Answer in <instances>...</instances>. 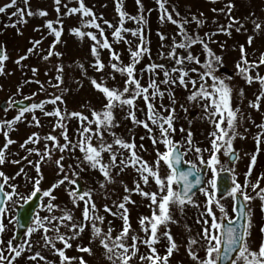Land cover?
<instances>
[{"label":"rangeland","instance_id":"obj_1","mask_svg":"<svg viewBox=\"0 0 264 264\" xmlns=\"http://www.w3.org/2000/svg\"><path fill=\"white\" fill-rule=\"evenodd\" d=\"M10 0H0V6H4L9 3ZM84 5L89 8L95 16L98 18L97 23L104 28V34L108 38L111 44L112 52L119 55L122 65H128L130 63L129 47L135 50L136 46L140 43L138 37H133L129 33H124L125 39L130 42L126 44L123 41L119 43L113 42L112 32L114 28H108L104 23L108 21L114 26L118 25L119 16L116 12V0H83ZM232 4L231 16L232 18L239 20L243 27L237 32L235 25L231 30L230 35H225L219 31L220 25H227L229 20L226 16L227 9L225 5ZM67 4L68 8L79 7L77 0H61L60 18L62 23V35L61 43L57 44L53 51L60 53L57 57L53 55L50 59H43L48 55L50 45L53 44L54 37L49 35L48 29L44 27L46 21H56L57 12L54 0H29L28 7L35 13L39 10L46 11L48 13L45 17H39L33 15L31 17L25 16L26 23H17L19 17L12 16V13L16 10L7 9L5 13H0V46L3 47L7 56L9 57L4 63V74L0 75V105L2 102L6 103L4 109H0V121L13 120L18 115L17 109L12 107V103L20 100H28L30 105L40 104L43 101H47L53 98L54 95L62 96L63 103L57 102L56 105L45 104L43 111L37 109L34 112L25 113L20 122H17L13 128L14 130L9 132V139L15 141L11 144L5 153V163L0 165V172H3L8 177H15V179L9 180L10 184L17 186V192L21 196H29L32 191V183L35 179L39 178L35 168L29 161L36 162L40 160V157L32 154L29 155L27 149L36 148L39 151H44V145L47 143L49 148L52 147V142L40 140L37 144H28L26 148H21V145L32 136V134H38L43 138L49 134L56 136L61 144L64 143L63 137L60 135L62 129L57 128L53 131L54 125L57 122V118L53 116H45L44 112H51L54 108L59 107L62 112H78L89 119L91 117L92 110H100L106 103L103 94L97 92L91 84L92 79H96L98 82L101 77L104 78L106 85L110 88H123V82L126 77L121 76L119 73H112L115 79L109 77L111 73L110 63H116L111 61V53L108 49H99V58L102 63L105 64L104 72H97L92 65L95 63V58L91 54V47L93 42L85 37L83 40L72 35L71 30L80 27V15H65L67 9L64 5ZM143 6V15L146 20V25L143 26L145 44L148 52L143 56L140 62L136 65L137 78L140 80L142 86L147 87L151 74L142 72L141 70L149 64H163L167 68L173 66V61L162 58L163 53H167L169 45L171 44V37L175 35L177 29L174 25L164 22L161 23L159 17L158 6L155 0H141ZM17 7L24 8L23 3H19ZM168 10L173 14L174 19L188 18L191 21L193 16L202 20L204 23L197 27L195 22H190L185 25L189 34L198 33L201 37H205V34L217 33L212 35L210 40L206 39L209 48L215 53L216 56L221 57L223 67L216 73L218 76L232 77L228 83L232 86V107L239 108L240 113L237 122V131L244 138L239 136L233 141V148L239 154V159L234 164H229L228 167L234 168V175L237 182L242 186L245 182V174L249 170L251 161V154L256 153L257 143L253 138L257 133L262 130L257 125L264 124V99L260 101L259 110L249 107L250 101H255L256 96L259 95L260 85L258 83H252L249 85L246 81L237 75L236 64L241 59V46L244 47L246 58L249 63H259L261 54H264V0H216L212 3L211 0H168ZM175 8V12L173 11ZM216 9L217 11H213ZM224 9L223 12L219 11ZM122 10L128 16H139L141 14V8L137 5L136 0H122ZM176 12L179 13V17L176 16ZM5 14L12 21L8 20ZM203 14V15H201ZM87 19H91L90 17ZM257 21L262 25L260 31L254 30L252 21ZM6 22V23H5ZM5 23L6 28H2ZM15 24V27L10 25ZM56 26V25H54ZM128 29H136L138 25L132 21H127L124 25ZM38 29V30H37ZM85 32L91 31L96 33V29H82ZM160 34L168 37V39L161 40ZM99 38V35L97 33ZM249 37L252 38L251 44L248 43ZM179 40V37H177ZM33 41H41L37 49L31 54L28 53L30 48H33ZM180 55H187L183 50H177ZM193 56L198 57L201 62L205 61L206 54L203 51L201 45L197 44L189 50ZM23 56H27V59L21 60L18 65L15 63ZM63 66L64 71L61 74L63 76L64 83L60 88L53 87L57 83L55 80L57 66ZM82 66V67H81ZM187 69L196 68L198 71H203L197 64H186ZM33 69H36L35 75ZM264 75V65L250 72V75L255 76L256 73ZM192 79H197L196 73L190 72ZM159 81L164 79L163 72L157 70V73L152 77ZM210 83V81H209ZM198 86V85H197ZM191 88V85H189ZM161 91H164L165 95L163 99L157 97L152 103L158 110L161 105L165 107H171L175 109L174 128L176 131L171 135V139L182 145L180 151L186 152L184 160L195 163L197 167H201L199 160L197 159V153L194 151H187L188 145L186 138L188 133L192 134V147L200 148L202 151L200 155L207 160L210 156V151H204L211 148L210 133L214 131V126L210 122L209 118L203 111L202 104L200 102H190L187 97L191 94L190 91L180 86L178 83L175 86H168L160 84ZM66 90V91H65ZM168 92L172 93V97L168 95ZM243 92V95L240 93ZM31 98V99H28ZM175 99V104L172 103V99ZM136 104L138 110L136 116L139 119H145V112L147 111L142 98L137 99ZM139 109H144L140 111ZM194 112L195 117L190 118L189 113ZM127 109L123 111L116 109L114 111L115 121L118 123V127L111 129L117 137L131 141L135 138L136 151L143 160L147 161L150 165L154 164L156 159V152L164 151V146L161 144L153 145L152 140L149 139V133L143 127H139L131 122V120L125 119ZM163 115L167 116V112H163ZM33 116L39 121V127L35 126ZM67 126V134L69 139L76 141L78 139L77 130L81 126V122L78 119H68L64 122ZM150 127L152 125L150 124ZM95 128V125H93ZM184 129L183 132L180 129ZM152 136L159 137V129L153 127ZM144 137V139H141ZM104 139L106 142H112V136L104 133ZM5 143L4 136L0 134V147ZM93 143H97L95 138ZM143 145V147H141ZM260 150L256 156V163L252 167V172L247 177L249 183L246 189L249 195L255 196L256 193L252 191V184H255L258 177L264 176V136H261ZM63 155L64 159L61 162L66 170L71 165L77 173H79V180L81 182L82 189H92V199L95 202L98 211V215L103 216L104 224L100 227L107 231L109 227L113 229V236H116L123 227V221L117 216L114 217L104 212L105 205L109 207L113 206V203H119L125 195H130V199L135 203H128L126 207L128 209V218L131 225L130 236L135 235L144 238V233L140 229L139 218L142 216L150 217L151 209L149 208L150 200L145 199L135 191L126 193L124 191L125 186L129 189H134L137 182L140 183L143 191L156 192L157 188L154 181H149L148 185H144L140 180L138 173L133 168H126L123 172L119 169H112V175L114 182L107 184L106 188L101 189L99 182L103 181V177L98 171L88 168L86 165L81 164L80 167L84 168L81 171L77 168V164L80 162L77 158L82 159V154L79 150L65 151L60 153L58 150H54L51 160H45L40 165L41 189L48 190L60 179L63 178V174L58 175V168L55 161ZM222 163H227V157L218 154ZM27 157V159H24ZM105 162L108 161V155L105 153L103 156ZM119 159V157H118ZM13 161H19V163H13ZM219 167V166H218ZM23 172L20 175H16L20 170ZM162 177L168 174L167 167L161 164L159 169ZM119 174L117 175V173ZM69 178H72L71 171L68 170ZM212 179V173L210 170L205 175V187L211 192V187L207 184V181ZM74 186L69 184H63L55 188L53 196L56 198L51 201L58 206V210L49 214L46 209L48 203L47 198H41V205L36 211L35 216L41 218L48 215L60 216L63 213L60 209L70 210L73 215V222L82 221L81 215L84 207L83 202H79V207L74 206L72 199L70 198L68 191ZM175 188V185L173 186ZM260 188H264V179L260 180ZM6 191H11L9 188H5ZM259 191V189H257ZM193 203L199 205L195 207L192 204L186 205L183 212H181L174 205L170 206L171 214L176 223H169L166 228L161 226L158 230V235L161 237L160 242L154 247L160 256L166 255V249L169 246L168 240L163 237L164 231H169L173 237L177 248L173 251V254L169 257L168 264H195L189 255V248H192L200 257L205 255L202 245L205 241L199 235L202 231V223H197L198 219H202V213L205 212L206 197L200 191L196 192L193 197ZM216 199L224 206L229 218H234L232 212L233 201L231 197L227 195ZM24 203L23 199L13 197V202L6 204L8 209L3 223L5 225V231L0 235V239L4 241V247L7 242L12 239L13 245L16 246L21 243L26 237L25 233L22 239L16 243L14 237V223H9L10 219H15V211L17 206ZM251 209V236L249 238V244L253 250H256L264 239V234L260 229L264 227V211L261 210V201L253 199L248 205ZM113 211L116 209L113 207ZM213 210L219 217L221 213L219 209L213 204ZM209 219V217H203ZM109 222H111L109 224ZM64 223H68L65 221ZM52 227V225H47ZM60 232L66 235H71L67 228L61 227ZM42 230H38L31 235V242L33 247L31 251H25L20 257L16 258L14 264H44V261H32L28 257L39 252L42 256L46 257L49 264H60V258L53 254L48 248L43 247V241L41 236ZM49 235H55V233H49ZM190 238H195L199 242L196 245H189ZM91 241V242H90ZM72 247L66 250V256L68 257H83L86 264H110V262L104 256V249L100 246L99 239L92 236L91 224L89 223L85 227V231L79 235L77 239L70 240ZM130 244L131 241L129 240ZM57 248L63 247L57 243ZM91 248L92 254L78 252L77 247ZM139 252L129 264H147V262H141L139 256L147 255L148 248L138 243ZM7 255V252H5ZM73 264H79L78 261H74Z\"/></svg>","mask_w":264,"mask_h":264},{"label":"snow or ice","instance_id":"obj_2","mask_svg":"<svg viewBox=\"0 0 264 264\" xmlns=\"http://www.w3.org/2000/svg\"><path fill=\"white\" fill-rule=\"evenodd\" d=\"M19 3L24 4V8L17 7ZM158 11L160 13L161 23L167 22L174 25L177 29L175 35L171 37V44L168 46L169 51L162 54V58L173 61V66L169 69L163 64H149L142 69V72L150 73V79L147 87L141 85L140 80L137 78L136 65L140 62L143 56L148 52L145 44L144 29L146 20L143 15V6L141 0H136L137 5L141 8V14L139 16H128L122 10V0H116V12L119 16V22L117 26L112 25L108 21L104 23L108 28H114L112 32L113 42L119 43L123 41L126 44H130L125 39L124 33H129L133 37H138L140 43L136 46L135 50L129 47L130 63L128 65H122L120 57L117 53L112 52L111 44L108 38L104 34V28L97 23V17L95 14L84 5L83 0H77L79 7L68 8L67 4L64 7L67 9L65 15H80V27L71 30L72 35L83 40L85 37L90 39L93 44L91 47V54L95 58V63L92 65L97 72H104L105 64L101 62L99 58V49H108L111 53L110 60L116 61V63H110L108 67L111 69L109 77L115 79L112 73H119L121 76L126 77L123 82V88H110L106 85L104 78L101 77L98 82L96 79L91 80V84L94 89L103 94L106 103L100 110H92L91 117L82 115L78 112H62L59 107H56L51 112H44L45 116H53L57 118V122L54 125L53 131L57 128L62 129L60 135L63 137L64 143L61 144L56 136L51 134L41 138L38 134H32L25 142L21 145V148H26L28 144H37L41 139L44 141L52 142V147L45 143L44 151L41 152L36 148L27 149L29 155L35 154L40 157L39 161L32 162L35 171L39 178L35 179L32 183V191L29 196H21L17 192V186L10 184L9 180L15 179V177H8L3 172H0V235L5 231V225L3 218L5 217L8 209L5 207L6 204L13 202V197L23 199L24 203L19 206V212L15 219H10L9 223H14L24 227L25 239L18 245H13V240L10 239L4 247V241L0 239V264H14L16 258L20 257L25 251H31L33 247L31 242V235L38 230H42L43 235L41 239L43 241V247L48 248L53 254L60 258V264H73L74 261H78L79 264H86L83 257H68L66 256V250L71 248L72 245L69 243L70 240L77 239L81 233L85 231V227L90 223L92 236L99 239L100 246L104 249V256L110 262V264H129V262L136 257L139 252L138 243L144 244L148 248L147 255L139 256L141 262H147V264H168L169 257L173 254V251L177 248L176 243L173 240L169 231L163 232V237L168 240L169 246L166 249V255L160 256L154 247L160 242L161 237L158 235V230L161 226H166L169 223H176L173 219L170 206L174 205L181 212H183L186 205L193 203V192L194 189L205 195V212L202 213V219H198L197 223H202V231L199 235L205 241L202 245L204 248L205 255L200 257L196 251L189 248L188 255L195 264H219L221 261H230L231 264H264V239L261 240L258 248L253 250L249 244V238L251 236V209L248 205L253 199H259L261 201V210L264 211V188H260V180L264 179V176L258 177L255 184H252V191L256 193L255 196L249 195L246 189L249 186L247 177L251 175L252 167L256 163V156L260 150L261 136H264V124L257 125L262 131L257 133L253 138L257 143L256 153L251 154V161L249 170L245 174V182L242 186L237 182L234 175L235 169L228 167L229 164H234L240 157L239 154L233 148V141L239 136L241 139L244 137L237 131V122L240 117L239 108L232 107V92L233 88L228 83L232 79L228 76H218L216 73L223 67L221 57L216 56L215 53L209 48L207 40L211 39L212 35L217 33L205 34V37H201L198 33L189 34L185 25L190 22H195L197 27H200L204 22L197 17L193 16L191 21L188 18L174 19L173 14L168 10V0H155ZM215 3L216 0H211ZM57 12L56 21H46L44 27L48 29L49 35L54 37L53 44L50 45L48 55L44 56L43 59L48 60L53 55L59 57L60 53L53 51L56 45L61 43L62 35V23L60 18V5L61 0H54ZM29 0H10L4 6H0V13H5L7 9L16 10L12 13V16L19 17L17 23H26L25 16L37 15L39 17H45L48 15L46 11L39 10L33 12L29 7ZM233 5L227 4L225 8L228 10L226 16L229 20L227 25H220L219 31L225 35H230V30L235 25L236 31L239 32L243 24L239 20L232 18L231 10ZM175 12V8L173 7ZM213 11H217L213 9ZM221 12L224 9L219 10ZM203 15V14H201ZM176 16L179 17V13L176 12ZM91 19H87V18ZM132 21L138 25L136 29L125 28L124 25L127 21ZM255 31H260L262 25L257 21H252ZM56 25V26H54ZM15 27V24L10 25ZM82 29H96V33L88 31L85 32ZM38 30V29H37ZM99 35V38L97 36ZM179 37V40H177ZM161 40L168 39L164 35L160 34ZM252 38L249 37L248 43L251 44ZM33 48L28 50L31 54L35 51L41 41H33ZM201 45L206 58L204 62H201L198 57L192 55L189 51L195 45ZM177 50H183L187 55H180ZM241 59L236 64L237 75L242 77L246 83L251 85L252 83H258L260 85L259 95L256 96L255 101L249 102V107L259 110L260 101L264 99V75L256 73L255 76L250 75V72L264 65V54H261L259 63H249L246 58L244 47L241 46ZM8 56L4 51L3 47L0 46V75L4 74V63L8 60ZM27 59V56H23L17 61L16 64H20L21 60ZM186 64H197L203 71H198L196 68L187 69ZM82 67V66H81ZM157 70L163 72L164 79L157 82L156 79L152 78L156 75ZM35 75L36 69H33ZM57 75L55 80L57 81L53 87L60 88L64 83L63 76L61 75L64 71L63 66L58 65L56 68ZM191 73H196L197 79L190 77ZM210 81V83H209ZM184 87L190 91V95L187 99L190 102H200L206 116L214 126V131L209 135L211 137L210 143L211 148L205 149L204 151H210V156L207 160L203 158L200 148L192 147V134L188 133L186 142L188 145L187 151H194L197 153V159L204 168L208 169L212 173V179L207 181V184L211 187V192L207 188L200 187L204 180L201 177V168L197 167L195 163H189L188 170H181L180 165L184 162L183 157L186 152H181V144L174 142L171 139V135L176 131L174 128L175 109L171 107L160 106L161 110H158L152 103L157 97L163 99L165 93L161 91L160 84L175 86L176 84ZM191 85V88H189ZM198 85V86H197ZM66 91V90H65ZM243 95V92L240 93ZM168 95L172 97V93L168 92ZM142 98L147 111L145 112V119H139L136 116L138 105L136 104L137 99ZM31 99V98H28ZM57 102L63 103L62 96L54 95L52 99L43 101L40 104H31L30 106H22L18 111V115L13 120L0 121V134L4 136L5 143L0 147V165L5 163V153L8 147L15 143V141L9 139V132L14 130L13 126L20 122L27 112H34L39 109L43 111L45 104L56 105ZM172 103L175 104V99H172ZM116 109L124 110L127 109L125 119L131 120V122L139 127H143L150 134L149 139L152 140L153 145L161 144L164 146V151L157 150L156 159L154 164L150 165L147 161L143 160L141 156L137 154L135 138L131 141H125L116 136L111 129L118 127V123L115 121L114 111ZM144 111V109H139ZM163 112H167L168 115H163ZM78 119L81 122L80 128L77 130L78 139L74 142L69 139L67 134V126L64 123L68 119ZM35 126L39 127V121L33 116ZM150 124L152 127H150ZM95 125V128H93ZM153 127L159 129V137L152 136ZM181 132L184 129H180ZM112 136V142L108 143L104 139V133ZM97 143H93V139ZM144 139V137H141ZM143 147V145H141ZM54 150H58L60 153L65 151L79 150L82 154V159L77 158L80 162L77 164V168L84 171L80 165H86L88 168L98 171L103 177V181L99 182L101 189L106 188L107 184L114 182L112 175V169H119L123 172L126 168H133L139 175L144 185H148L150 178L154 181L157 188L156 192H145L143 191L139 182L135 184L134 189H129L125 186L124 191L131 193L135 191L145 199L150 200L148 205L151 209V216H142L139 218V225L141 231L144 233V238L141 239L138 236L129 233L131 231V225L128 218V209L126 204L135 203L130 199V195H125L119 203H113L112 207L105 205L104 212L114 217H119L123 221L122 230L113 236V229L109 227L107 231H104L100 225L104 224V217L98 215V209L95 202L92 199V189H82L79 180V173H77L72 166H68V170L71 171L72 178H69L68 170H66L61 163L64 159L63 155L55 161L58 168V175L63 174V178L57 181L50 189L42 190L40 175V165L45 160H51L52 153ZM108 155V161L105 162L103 159L104 154ZM228 158L227 163H222L218 154H221ZM119 157V159H118ZM27 159V157H24ZM13 163H19V161H13ZM161 164L167 167L168 174L164 177L160 175ZM219 166V167H218ZM23 169L20 170L16 175H20ZM221 173H227V180L222 178V182L227 186L224 189L225 194L231 197L233 201L232 212L235 214L234 218H229L224 206L216 199L218 191L217 177ZM119 172L117 173V175ZM192 178V179H190ZM230 181V184L227 183ZM73 185L74 187L68 191L70 198L74 206L79 207V202H83L84 207L81 215L82 221L73 222V215L70 210L60 209L63 213L60 216L48 215L46 217L33 216L31 221H28L29 206L33 198L37 197L38 194L43 198H47L48 203L46 204V211L51 214L53 211L58 210V206L53 204L51 201L56 198L53 196L55 188L63 184ZM175 185V188L173 187ZM11 189L6 191L5 188ZM259 189V191H257ZM213 204L219 209L221 215L218 217L213 210ZM239 205V206H237ZM116 211H113L112 208ZM203 217H209L204 219ZM24 221H28L27 226L24 225ZM67 221L68 223H64ZM225 221L227 223H225ZM243 221V223H242ZM111 222H109L110 224ZM47 225H52L48 227ZM67 228L71 235H66L60 232V228ZM261 233L264 234V227L260 229ZM49 233H55V235H49ZM16 237L14 236L13 239ZM131 241L129 244L128 241ZM91 242V241H90ZM199 241L195 238H190L189 245H196ZM57 243L63 247L57 248ZM78 252L92 254L91 248L88 247H77ZM7 252V255H5ZM32 261H44V264H49L46 257L42 256L39 252L28 257Z\"/></svg>","mask_w":264,"mask_h":264},{"label":"water","instance_id":"obj_3","mask_svg":"<svg viewBox=\"0 0 264 264\" xmlns=\"http://www.w3.org/2000/svg\"><path fill=\"white\" fill-rule=\"evenodd\" d=\"M5 106H6V103L5 102H2L1 105H0V109H4ZM22 106H30V102L28 100H21V101L14 102L12 104V107L17 108V109H19ZM189 117L190 118L195 117V113L194 112H190L189 113ZM183 160H184V157H183ZM180 167H181V170H185L186 171V170L189 169V163H186L184 161L180 165ZM200 168H201V173L200 174H201L202 179L204 180V176H205V174L207 172V169L204 168L203 166H201ZM227 176H228L227 173H221L220 176L217 177L218 191H217V194L216 195H217L218 198H221V197H223V196L226 195L225 192H224V189H225V187L227 185L222 182V178L224 180H227ZM190 179H192V178H190ZM78 183L81 186V182L78 181ZM227 183L230 184V181H227ZM204 186H205V184L203 183L200 187H204ZM198 191H199V189H194L193 190L194 193H196ZM41 198H42L41 195L38 194L37 197H35V198L32 199L31 205L29 206L30 209H29V214H28V221H31L32 217L35 216V213H36L37 209L41 205ZM19 206H17V208H16L15 218L17 217V214L19 212ZM237 206H239V205H237ZM234 217H235V214H234ZM28 221H24L23 222L25 226H27ZM225 223H227V222L225 221ZM242 223H243V221H242ZM24 233H25L24 227L15 224L14 236L16 238L14 240H15L16 243H18L22 239ZM219 264H231V262L230 261H221V262H219Z\"/></svg>","mask_w":264,"mask_h":264},{"label":"trees","instance_id":"obj_4","mask_svg":"<svg viewBox=\"0 0 264 264\" xmlns=\"http://www.w3.org/2000/svg\"><path fill=\"white\" fill-rule=\"evenodd\" d=\"M5 16L7 17L8 20L12 21V19L8 17V14H5ZM12 22H13V21H12ZM5 23H6V22H5ZM5 23L1 24L3 29L6 28L5 25H4Z\"/></svg>","mask_w":264,"mask_h":264}]
</instances>
